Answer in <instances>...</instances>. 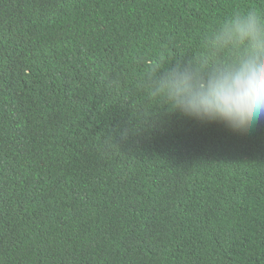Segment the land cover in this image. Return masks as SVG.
<instances>
[{"label": "trees", "instance_id": "obj_1", "mask_svg": "<svg viewBox=\"0 0 264 264\" xmlns=\"http://www.w3.org/2000/svg\"><path fill=\"white\" fill-rule=\"evenodd\" d=\"M264 0H0V264H264V120L170 112L150 73Z\"/></svg>", "mask_w": 264, "mask_h": 264}, {"label": "clouds", "instance_id": "obj_2", "mask_svg": "<svg viewBox=\"0 0 264 264\" xmlns=\"http://www.w3.org/2000/svg\"><path fill=\"white\" fill-rule=\"evenodd\" d=\"M209 55L150 73V94L170 112L245 134L264 120V12L237 11L205 41Z\"/></svg>", "mask_w": 264, "mask_h": 264}]
</instances>
